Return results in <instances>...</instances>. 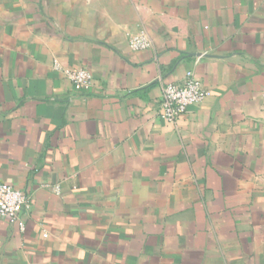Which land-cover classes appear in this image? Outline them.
Masks as SVG:
<instances>
[{
	"label": "crops",
	"instance_id": "crops-1",
	"mask_svg": "<svg viewBox=\"0 0 264 264\" xmlns=\"http://www.w3.org/2000/svg\"><path fill=\"white\" fill-rule=\"evenodd\" d=\"M0 183V264H264V0H0Z\"/></svg>",
	"mask_w": 264,
	"mask_h": 264
},
{
	"label": "built area",
	"instance_id": "built-area-1",
	"mask_svg": "<svg viewBox=\"0 0 264 264\" xmlns=\"http://www.w3.org/2000/svg\"><path fill=\"white\" fill-rule=\"evenodd\" d=\"M130 46L134 51L151 48L152 43L144 34L131 40ZM55 68L61 71L72 83L78 93L88 89L92 82V74L87 69L62 67ZM212 93L204 88L202 82L193 72L187 74L186 79L180 84H168L163 87L162 101L159 117L171 124H177L180 118L189 112L193 106L203 103L210 98ZM29 196L7 183H0V217L16 222L25 230L22 214L30 210ZM46 236V235H45Z\"/></svg>",
	"mask_w": 264,
	"mask_h": 264
}]
</instances>
